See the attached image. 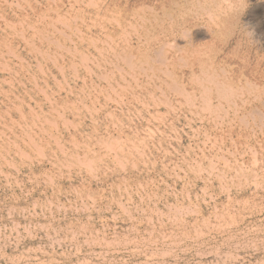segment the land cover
Segmentation results:
<instances>
[{
	"label": "rangeland",
	"instance_id": "374dc122",
	"mask_svg": "<svg viewBox=\"0 0 264 264\" xmlns=\"http://www.w3.org/2000/svg\"><path fill=\"white\" fill-rule=\"evenodd\" d=\"M0 264H264V0H0Z\"/></svg>",
	"mask_w": 264,
	"mask_h": 264
},
{
	"label": "bare ground",
	"instance_id": "6f19581e",
	"mask_svg": "<svg viewBox=\"0 0 264 264\" xmlns=\"http://www.w3.org/2000/svg\"><path fill=\"white\" fill-rule=\"evenodd\" d=\"M89 3V2H88ZM104 7V6H103ZM147 9H149V8H147ZM100 15V14H99ZM139 18V17H138ZM143 19V18H142ZM141 21V20H140ZM146 21V20H145ZM137 22V21H136ZM115 24H116V22H115ZM129 24V23H128ZM122 36V35H121ZM126 42V41H125Z\"/></svg>",
	"mask_w": 264,
	"mask_h": 264
}]
</instances>
